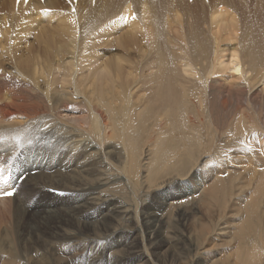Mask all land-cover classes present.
Segmentation results:
<instances>
[{"label":"bare ground","instance_id":"6f19581e","mask_svg":"<svg viewBox=\"0 0 264 264\" xmlns=\"http://www.w3.org/2000/svg\"><path fill=\"white\" fill-rule=\"evenodd\" d=\"M176 1L133 0L142 24L82 7L76 33L62 0L24 24L0 0V161L28 172L0 201L26 205L25 264L36 251L49 264H156L179 240L172 213L232 202L234 263L264 260V0Z\"/></svg>","mask_w":264,"mask_h":264},{"label":"rangeland","instance_id":"374dc122","mask_svg":"<svg viewBox=\"0 0 264 264\" xmlns=\"http://www.w3.org/2000/svg\"><path fill=\"white\" fill-rule=\"evenodd\" d=\"M112 45L113 47H116L113 50L116 53L118 52L119 54H121V57L123 58V61L121 60V62L119 63H124V61L125 63L127 61L128 62L131 61V52L130 50H127L128 46L124 48L120 47L119 43H117V40H115V38L113 40ZM105 55L108 56V54ZM2 161H0L2 164L6 163L8 167L9 166L11 167V165L8 162H5V160ZM186 172L187 170L181 171L178 177L184 179V184H191L193 181L191 183L188 182L190 176H188ZM195 184L198 186L197 183ZM171 186L169 187L173 188L174 184ZM119 189H121L120 186ZM197 194L199 195L198 189L195 190L193 196L197 197L196 196ZM244 198L245 197H243V200L241 199L242 200L241 202L243 203H244ZM231 204L229 205V207H226L227 209L225 210L226 211L228 210L227 211L228 213L224 214L225 216L223 215V213L221 215L219 214L218 211L217 212L213 211L214 213L208 217L207 214L200 212V210L195 211L196 210L195 209L194 211L195 213H197V216L196 214H194L193 217L190 219L188 218V219L176 220V217H173L175 214L172 213L171 214V218H172L171 225L173 228L172 230L179 235V240L177 241L176 244H172L171 242L168 244L161 245L158 250L162 249L163 253L157 256H153L154 262L156 264H178V263L179 264H235L234 261L239 263V259L238 261L235 260L236 250L234 249H237V243L234 233L238 228L237 223L241 222L240 218L242 217L243 213L241 210L239 211L236 210V204H234V206H233V202ZM12 205H13L12 201L9 200H6V202L0 201V256L4 259H7L8 256L11 255L13 258L16 257L14 259L15 263L25 264L26 259L24 260L23 257L25 256V254H27V252L26 251L24 252L23 247L21 249V246H23L24 241H28L27 237L29 236L27 234L28 232L27 220L29 219V216L25 213V206H26L25 203L21 205L22 208L21 210L23 212L17 211L16 214L12 212L13 211ZM231 206L235 207L234 208L235 212L233 210V207ZM229 208L232 209L233 211L230 210ZM219 215L222 217L221 219L217 218ZM200 224H208L207 227L208 230L202 231L205 233V235L203 236L204 238L206 237L205 241H203L204 239H200V235H201V229L199 227ZM235 225H237V227ZM254 227L258 230L262 226L258 221H255ZM18 229H19V235L17 234ZM170 235L171 233L167 232V237L165 239H167ZM19 238L23 239V242L18 241ZM191 244H194L195 247L197 245L195 251L190 249ZM203 245L204 248H207L208 250L204 253H202L203 249H201ZM240 248L242 249V251H244L242 246ZM38 255H41L40 252L37 251L34 252L33 256L35 258L32 261H30V263L46 264L47 262L41 260L42 258H40V256ZM259 260H260L259 264H264V260L261 254L259 255ZM21 261L24 263H22ZM2 263L4 264L5 262L2 261Z\"/></svg>","mask_w":264,"mask_h":264},{"label":"snow or ice","instance_id":"6c2138e0","mask_svg":"<svg viewBox=\"0 0 264 264\" xmlns=\"http://www.w3.org/2000/svg\"><path fill=\"white\" fill-rule=\"evenodd\" d=\"M10 194V193H9Z\"/></svg>","mask_w":264,"mask_h":264}]
</instances>
